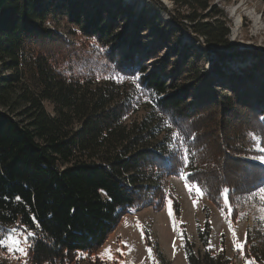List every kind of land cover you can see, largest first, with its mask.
<instances>
[{
	"label": "trees",
	"instance_id": "trees-1",
	"mask_svg": "<svg viewBox=\"0 0 264 264\" xmlns=\"http://www.w3.org/2000/svg\"><path fill=\"white\" fill-rule=\"evenodd\" d=\"M172 1L177 8L185 7V14L177 22L173 11L167 12L172 24L161 29L163 23L153 14L135 13L122 0H0V61L10 71L2 76L0 70V230L18 223L32 232V264H79L77 253L96 251L121 215L147 206L159 209L164 199L162 178L169 174L185 172L186 182L197 184L218 205L225 195L231 202L241 181L230 179L232 172L220 171L222 157H230L236 175L244 166L257 170L250 184L246 178L248 187L264 183V165L243 157L257 155L264 147V70L254 61L241 69L244 75L232 71L234 77L229 78L222 69L225 62L245 52L229 51L221 14L197 13L210 0ZM56 18L91 40L83 74H65L35 48L49 33L43 24ZM186 24L207 42L199 53L181 43ZM151 38L158 44L150 46ZM161 46L172 47L179 59L164 56L163 65L157 62L149 69L147 60L161 61ZM211 54L216 59L202 74L198 59L204 61ZM105 74L137 76L136 84L150 97L156 113L154 122L124 124L128 96L125 89L114 87L119 84L96 82ZM24 78L34 80L37 89L29 90ZM248 78L252 79L246 83ZM225 82L231 91L224 95L228 104L236 98L237 106L256 115V129L232 131L227 137L231 142H223L225 134L194 127L219 102L212 86ZM221 112L226 117V111ZM224 117L219 121L226 122ZM163 122L176 131L175 138L160 139L157 124ZM215 137L221 141L207 139ZM170 197L179 214L177 200L171 193ZM210 233L206 217L197 227L200 247L184 238L188 263L233 264L223 250L208 245ZM243 250L253 264H264L261 244L249 242L247 236Z\"/></svg>",
	"mask_w": 264,
	"mask_h": 264
},
{
	"label": "rangeland",
	"instance_id": "rangeland-1",
	"mask_svg": "<svg viewBox=\"0 0 264 264\" xmlns=\"http://www.w3.org/2000/svg\"><path fill=\"white\" fill-rule=\"evenodd\" d=\"M122 1L133 6L135 13L145 10L147 13L153 14L157 21L163 23L161 29H165L163 28L166 26L165 24L168 25L172 21L167 12L173 11L172 15L177 17V22L180 21L179 17L185 14V7L177 8L172 0ZM213 11L221 14L222 19L226 21L224 26L228 29L227 40L232 46L229 51L245 52V54L231 56L225 62L222 69L229 78L234 77L232 71L244 75L241 69L254 61L260 69L264 70V0H210L205 10H199L197 13L203 17ZM214 17L205 18L204 21H212ZM43 25L47 26L49 33L47 38L43 39V42L35 48L49 56L51 64L63 70L65 74L72 76L83 74L85 70L82 69L88 62V52L92 48L91 40L85 39L76 26L64 19H48ZM184 25H182L183 29L179 36L181 43L185 42L191 45L192 49L199 53L207 45L205 38L195 35L189 24H186L187 27ZM123 29H125L124 26L120 25L118 31L123 34L125 31ZM129 29L130 27L127 30ZM148 43L150 46L158 44L156 38L149 39ZM173 46L177 47V44L174 43ZM158 52L161 61L158 59L147 60L145 63L149 69L153 68V64L157 62L163 65L165 63L162 60L164 56H171L169 58L175 59V61L180 56V54H173L170 46L168 48L161 46ZM98 53L99 50L97 49V56ZM215 59V54L209 55L204 61L203 58H199L197 67L200 68V72L202 74L205 71L209 72L211 60ZM0 70L2 76L8 75L10 72L4 70L2 61H0ZM248 72L250 70L246 71V73ZM100 74L103 73L100 72ZM101 76L96 81L97 83L112 81L116 85L119 84L114 87L125 89L123 93L128 96L129 104H127L130 107L129 112L123 117L124 124L139 123L143 119L154 122L152 118L156 116V113L150 107V97L144 94L139 86H136L138 85L136 84L137 76L124 77L108 74ZM251 79L248 78L246 83H249ZM23 81L27 83L29 90L35 91L37 89V83L34 80L30 81L24 78ZM221 85L217 83L212 86L219 102L208 110L209 112L205 114L204 118L196 120L194 127L208 130L210 134H225L226 137L223 136V142H229L231 138L227 137L234 130L240 131L242 127L256 129L254 126L256 115L249 108L237 106L239 103L236 102V98H233L235 102L230 106L224 97V95L231 94L228 88L229 84L225 82L222 87ZM219 104L221 108H219ZM251 104L254 106V103ZM45 106L48 109L51 108L47 103ZM225 106H230V108L225 109ZM223 109L226 111V117L221 115ZM222 117L226 122L219 121ZM157 129L162 131L159 136L160 139L167 135L170 138L176 136V131L165 122L157 124ZM207 139L211 143L221 141L217 137L212 140ZM227 148L230 150L232 147ZM221 152L223 151L220 150L219 153ZM261 155H264V152L257 155L256 153H247L243 157L264 165V162L257 158ZM222 159L220 171L232 172L233 176L231 175L230 179H241L237 187L240 191H235L230 203L226 200L221 205L213 203L207 199L199 186L200 193H197L195 189L190 191L185 186L188 183L185 180V172L179 175L169 174L162 178L164 199L161 207L156 210L147 206L129 210L121 215L113 230L96 251L91 254L87 252L77 253L79 264H189L184 249V238L193 242L195 247H200L197 227H202L206 217L211 228L208 245L215 251L223 250L225 256L230 258L233 264H253L244 254L243 247L248 236L249 242L254 240V244L259 243L264 248V200L260 199L262 193L259 191L264 188V183L256 185L254 188L248 187L250 180L257 176V170L254 167L244 166L240 177L234 173L235 165H233L230 157L225 156ZM246 178L249 184L246 182ZM170 193L178 202L179 214H176L174 210ZM28 233L32 232L18 223L8 225L5 229L0 230L1 264H32L29 252L32 235H28ZM239 245L243 246L240 247ZM20 249L26 251H20Z\"/></svg>",
	"mask_w": 264,
	"mask_h": 264
},
{
	"label": "snow or ice",
	"instance_id": "snow-or-ice-1",
	"mask_svg": "<svg viewBox=\"0 0 264 264\" xmlns=\"http://www.w3.org/2000/svg\"><path fill=\"white\" fill-rule=\"evenodd\" d=\"M136 79H138V77ZM137 86H140V85H137ZM258 150L261 151V152H264V147H261ZM184 158H185V162H187L188 161V150L187 149L184 150ZM257 158L260 159L262 162H264V155H261V156H259ZM185 186L188 187L190 191L195 189V191L197 193H200V189H199L197 184L186 183ZM259 191L262 193L260 199L264 200V188H261ZM16 199L19 200L20 197H16ZM225 200L227 201V195H225ZM28 235H32V233H28ZM239 246L242 247L243 245H239ZM20 251H26V250L25 249H20Z\"/></svg>",
	"mask_w": 264,
	"mask_h": 264
}]
</instances>
